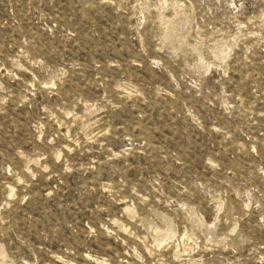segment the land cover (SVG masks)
I'll use <instances>...</instances> for the list:
<instances>
[{
  "label": "rangeland",
  "instance_id": "1",
  "mask_svg": "<svg viewBox=\"0 0 264 264\" xmlns=\"http://www.w3.org/2000/svg\"><path fill=\"white\" fill-rule=\"evenodd\" d=\"M0 264H264V0H0Z\"/></svg>",
  "mask_w": 264,
  "mask_h": 264
}]
</instances>
